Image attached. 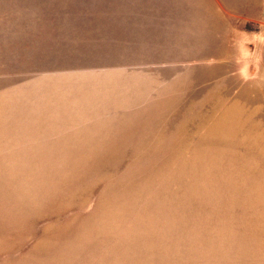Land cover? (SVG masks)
I'll use <instances>...</instances> for the list:
<instances>
[{"label": "rangeland", "instance_id": "rangeland-1", "mask_svg": "<svg viewBox=\"0 0 264 264\" xmlns=\"http://www.w3.org/2000/svg\"><path fill=\"white\" fill-rule=\"evenodd\" d=\"M0 24V212L207 197L220 258L185 264H264V0H0Z\"/></svg>", "mask_w": 264, "mask_h": 264}, {"label": "crops", "instance_id": "crops-1", "mask_svg": "<svg viewBox=\"0 0 264 264\" xmlns=\"http://www.w3.org/2000/svg\"><path fill=\"white\" fill-rule=\"evenodd\" d=\"M23 43L28 52V38ZM103 201L117 204L1 211L0 264H185L220 258L215 230L221 220L208 214L221 208L215 204L221 200L139 196Z\"/></svg>", "mask_w": 264, "mask_h": 264}]
</instances>
